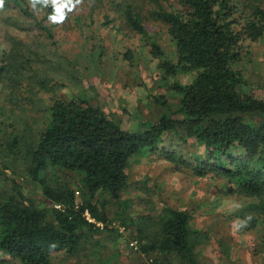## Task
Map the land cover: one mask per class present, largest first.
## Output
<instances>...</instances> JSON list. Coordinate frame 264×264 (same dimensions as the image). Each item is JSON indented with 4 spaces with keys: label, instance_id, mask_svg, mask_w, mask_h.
I'll list each match as a JSON object with an SVG mask.
<instances>
[{
    "label": "trees",
    "instance_id": "16d2710c",
    "mask_svg": "<svg viewBox=\"0 0 264 264\" xmlns=\"http://www.w3.org/2000/svg\"><path fill=\"white\" fill-rule=\"evenodd\" d=\"M61 1L47 5L49 16ZM111 1L120 7L125 26L151 42L164 79L174 80L177 105L172 108L167 96H157L167 112L143 131H126L87 94L58 96L65 85L42 72L38 62L44 57L14 41L13 51L0 64V117L6 111L0 132L18 112H34L36 127L22 114L21 131L8 123L10 138L0 141V155L9 161L6 169H17L18 163L23 167L19 177L38 185L48 204L29 198L16 179L10 188H0V264H52V251L75 254L88 233L108 230L106 205H99L96 197L102 193L119 200L128 187L126 170L143 150L160 154L179 172L223 179L227 192L246 199L238 218L264 232V99L242 91L245 78L237 69L243 43L264 38V0H176L171 7L151 0L156 7L150 16L167 28L176 63L165 59L149 36L142 9L129 0ZM37 25L47 39L53 38L42 20ZM128 55L132 58L131 51ZM180 75L190 82L182 84ZM189 139L204 147L202 155H185L181 146ZM55 172L80 177L81 203L71 185L54 180ZM191 220L188 211L170 207L152 237L139 231V240L145 241L139 251L156 255L149 264H200L198 248L208 237L193 230Z\"/></svg>",
    "mask_w": 264,
    "mask_h": 264
},
{
    "label": "rangeland",
    "instance_id": "374dc122",
    "mask_svg": "<svg viewBox=\"0 0 264 264\" xmlns=\"http://www.w3.org/2000/svg\"><path fill=\"white\" fill-rule=\"evenodd\" d=\"M129 1L143 10L144 27L160 45L165 59L176 63V46L167 28L150 16L155 4L151 0ZM51 2L0 0V64L13 51L14 41L31 46L45 59L38 62L42 72L65 85L58 96L87 94L109 118L129 132L143 131L167 112L156 101L157 96H167L172 108L177 105L178 98L172 89L174 80L164 79L166 74L159 68L160 59L152 52L151 42L126 27L119 6L110 0H63L57 4L55 14L49 16L47 5ZM161 3L171 7L176 5V0H161ZM41 20L51 28V40L39 29L37 21ZM243 45L244 56L237 66L245 78L242 91L264 99V38L245 41ZM190 79L182 75L178 78L182 84ZM43 97L49 98L47 94ZM5 108L8 109L7 104ZM1 112L3 119L6 111ZM20 114L30 126L36 127L32 120L34 112H18L13 120L2 125L1 142L10 138L11 121L17 132L23 129L19 125ZM181 147L187 157L204 152V147L194 139ZM6 162L9 161L0 155V188H10L11 180L16 179L23 183L29 198L46 206L39 186L19 177L23 167L18 163L17 169H6ZM126 172L128 187L119 200L102 193L96 197L99 205H106L108 230L88 233L75 254L52 251V264H149L156 255L148 257L139 251L140 244L145 242L139 240V231L152 237L170 207L188 211L193 230L207 235L208 241L198 248L200 264H264V232L259 227L250 229L238 218L246 199L227 192L229 187L223 179L179 172L150 150L135 155ZM55 173L54 180L71 185L77 192V202L81 203L80 177L75 173ZM98 226L103 229L101 224Z\"/></svg>",
    "mask_w": 264,
    "mask_h": 264
},
{
    "label": "built area",
    "instance_id": "2783aa9c",
    "mask_svg": "<svg viewBox=\"0 0 264 264\" xmlns=\"http://www.w3.org/2000/svg\"><path fill=\"white\" fill-rule=\"evenodd\" d=\"M57 208H60V206H57ZM86 216H87V218H88L90 221H92V220L90 219V217H89V214H86Z\"/></svg>",
    "mask_w": 264,
    "mask_h": 264
}]
</instances>
